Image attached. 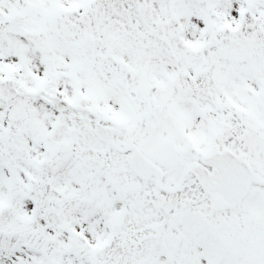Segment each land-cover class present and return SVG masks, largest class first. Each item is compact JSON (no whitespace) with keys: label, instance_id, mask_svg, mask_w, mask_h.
I'll return each mask as SVG.
<instances>
[{"label":"snow or ice","instance_id":"1","mask_svg":"<svg viewBox=\"0 0 264 264\" xmlns=\"http://www.w3.org/2000/svg\"><path fill=\"white\" fill-rule=\"evenodd\" d=\"M0 264H264V0H0Z\"/></svg>","mask_w":264,"mask_h":264}]
</instances>
